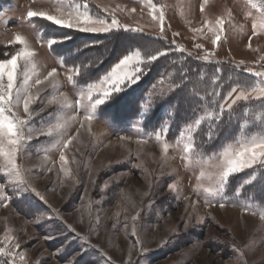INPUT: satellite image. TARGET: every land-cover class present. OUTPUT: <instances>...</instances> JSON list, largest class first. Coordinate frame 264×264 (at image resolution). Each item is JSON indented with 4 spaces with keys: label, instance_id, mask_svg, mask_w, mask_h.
Segmentation results:
<instances>
[{
    "label": "rangeland",
    "instance_id": "374dc122",
    "mask_svg": "<svg viewBox=\"0 0 264 264\" xmlns=\"http://www.w3.org/2000/svg\"><path fill=\"white\" fill-rule=\"evenodd\" d=\"M69 2L87 3L93 17L98 15L109 23L114 15L122 27L112 33H82L59 28L40 17L30 22L29 10H50L55 0H0V58H10L20 47L11 43L19 34L29 41L30 50L35 53V72L40 79L53 68L57 70L59 84L55 89L47 81L33 87L38 98L31 107L39 109L44 104V110L31 117L33 128L73 115L81 119L84 106L90 103L89 85H98L124 55L138 50L128 49L126 39H122V46L113 49L102 71L84 82L81 72L71 71L76 67L65 66L42 42L48 37L38 28L40 22L77 35L120 32L133 34L139 40L157 39L175 47L177 53L235 69L236 83L253 86L264 80V76L254 74L264 72V30L260 28L264 23V0H207V3L204 0H64ZM161 11L165 16L163 33L158 19ZM218 19L225 21L223 32L216 26ZM124 25L139 31H124ZM60 33L61 44L71 39ZM217 34L221 39L213 43ZM205 52L212 54L211 60L202 59ZM18 64L23 66L22 61ZM203 74L199 79L201 85L205 81ZM159 75L152 76L147 88L151 90L157 80L156 90L167 95L174 87L173 72L164 79ZM138 83L100 106L96 112L98 119L91 121L90 126L85 123L80 128L75 121L70 122L64 139L73 136L76 139L63 150L68 160L64 170L59 160L60 149L53 146L54 137L33 136L17 152V166L27 170L26 179L45 197L46 203L30 189L13 194L7 171L0 170L4 195L11 198L10 202L0 201V264H72L74 259L76 264H236L240 253L234 244L240 246L247 264H264V221L259 218L264 211V167L254 165L253 169H245L230 178L235 191L229 193L226 187L224 197L235 200L236 206L220 208L204 204L209 196L204 189L214 186L224 148L229 144L238 146L239 141L253 136L264 137V105L253 98L237 101L231 109H226L224 114L231 111L227 129L231 130V139L219 141L209 152L207 146L199 143V137L205 126L216 120L219 98L209 95L212 89L206 92L207 97L202 92H198V97L201 100L206 97L217 108L205 107L175 129L169 109L161 108L158 113L161 119L154 118L155 123L144 128L143 117L151 114L144 109L139 118L134 117L143 88L130 93ZM224 86L223 91L216 89L221 95L229 90ZM60 93L67 98V104H63ZM97 94L92 92L93 96ZM52 95L57 96V101L48 104L45 98ZM19 114L24 116L22 108ZM196 120H200L199 125L195 124ZM189 134L193 137V149L186 153ZM121 135L126 139L120 140ZM140 138L148 143L138 144ZM162 143L169 146L167 154L161 151ZM5 166V159L0 157V169ZM250 173L256 177L254 181ZM245 178L249 182L242 184ZM172 184L175 190L170 189ZM4 203L9 206L4 207ZM245 205L256 214L246 212ZM46 236L52 238L45 239ZM16 243L19 249L13 248ZM6 248H13L20 256L13 260L4 255L2 250Z\"/></svg>",
    "mask_w": 264,
    "mask_h": 264
},
{
    "label": "snow or ice",
    "instance_id": "6c2138e0",
    "mask_svg": "<svg viewBox=\"0 0 264 264\" xmlns=\"http://www.w3.org/2000/svg\"><path fill=\"white\" fill-rule=\"evenodd\" d=\"M207 3V0H204ZM203 4L201 5V11H203ZM134 12L135 9H132ZM264 12V10H262ZM27 17L31 22L32 18L40 17L45 21L51 22L52 25H56L59 28L71 29L74 31L82 33H112L113 30H120L122 27L116 17L113 15L111 22L109 23L105 18L100 16H95L90 14L89 6L87 3L73 4L71 2L64 3V0H55V3L51 5L50 10H29L27 12ZM156 19V17H153ZM160 30L161 33L164 31V13L161 11L159 15ZM225 21L223 19H218L216 21V26L220 32H223ZM260 28L264 30V23L260 24ZM124 31H139L136 28H129L127 25L123 26ZM212 31V29H209ZM256 34V26H253V35ZM70 38V37H66ZM221 39L220 35L217 34L215 41L216 43ZM251 39V38H249ZM43 43H46L51 50L54 45L62 43L63 40L48 38ZM11 43L19 45L20 47L11 54L10 58L4 59L0 58V157H3L6 161L5 169L8 173V181L10 186L13 188V194L18 190L19 192H26L29 189L35 193L41 201L46 203L45 197L34 187L31 186L30 181L26 179L27 170L17 166L16 164V154L22 151L25 145L32 140L33 136H47L54 137L56 139V144L54 147L60 149L59 160L61 162V169L64 170V165L68 163L65 157L64 151L68 148L69 144L72 143L75 136L64 139L66 132L68 130L71 121H75L79 124L80 128L85 127V123L90 126L91 121L98 119L96 116L97 110L100 106L106 104L110 99H112L116 94L125 91L127 87H131L132 84L138 83L143 75H146L149 70H151V65L153 62L158 61L161 57H167L169 49L158 50L155 54L146 53L141 54L139 50L132 52L130 54L124 55L118 63L103 77L98 85H89L88 100L89 105L84 106L83 115L81 119H78L75 115L68 117L66 119H57L54 123L49 122L47 125H42L39 128H33L30 124L31 117L36 115L38 111L44 110V104L42 102L39 109H33L31 106L36 103L38 98V92L36 95L33 94V87L36 85L47 83L55 89L59 81L56 79L57 70L53 68L47 73L44 79H40L39 75L35 72L36 64L34 61L35 53L30 50L29 41L21 36L16 35L15 39ZM249 46H251L249 44ZM84 47H88L85 45ZM9 53H5L8 56ZM212 54L205 52L202 59L211 60ZM18 61L23 62L21 67ZM77 74L80 73L79 68L71 69ZM216 72L219 73L220 69L217 68ZM251 74V70H249ZM255 76L262 77L264 72H255ZM32 76H36L33 80ZM20 78L19 84L17 83V78ZM71 80L72 77H69ZM187 79L182 77L180 83H175L173 86L175 88H180L183 81ZM214 90L209 93L213 98L218 97L216 100L218 105V111L216 114L215 125L209 124L208 130L206 132L207 140L206 143H210L215 140L222 130L223 124L227 123L224 120V113L226 109H231L232 105L237 101H250L253 98L260 101L264 105V80H261L260 84L249 86L244 83H237L235 86L231 87L225 95L216 90L220 87L216 84V78L213 80ZM103 85H108L104 87ZM97 91V95L93 96L92 92ZM63 97V104H67V98L64 97L63 93H60ZM48 104H52L57 101V96L52 95L51 98H45ZM141 105V109H142ZM23 109L24 116L21 117L20 109ZM229 120L231 119V111L228 113ZM196 125L200 124V120L195 121ZM189 133L192 132L193 127L189 126ZM90 131V127H89ZM79 132V129H77ZM120 140H125L126 137L121 135L118 137ZM188 143L185 146V152H191L193 149L191 134L187 137ZM138 144H146L148 141L144 138L137 140ZM161 151L165 154L169 152V146L167 143H162ZM222 157L221 163L217 166L218 171L214 178V186L207 187L204 189L205 192L209 194L205 197L204 204L206 207H211L218 205L220 208L231 204L236 206L235 200H229L224 197L225 188L229 186L230 178L233 174H238L245 169H253L254 165H260L264 167V137L257 138L253 136L251 139L241 140L238 142V146L229 144L224 148L223 152L220 153ZM51 171V169H48ZM65 175L67 172L65 170ZM204 173H201L203 176ZM251 176V173L249 174ZM254 181L255 176H251ZM248 179L245 178L241 183H248ZM170 189L175 190V184L169 186ZM219 197V199H216ZM9 200L10 197H5L4 195V184L0 183V201ZM4 207H8V203L3 204ZM246 212H252L253 215L256 213L249 205L244 206ZM260 220L264 221V211L260 213ZM39 219V217H37ZM136 219V216L132 218ZM201 222V219L197 218V223ZM71 227V226H69ZM185 227H188L186 224ZM74 231V229H72ZM79 235V234H77ZM132 235H136L135 228H133ZM52 237L46 236L45 239H51ZM9 239L6 237V240ZM137 243L139 241L137 240ZM19 243L13 245V248L19 249ZM234 249L240 254L236 257V264H247L246 260L243 259V252L240 250L239 245H233ZM13 248L3 249V253L6 256H11L13 260L20 253L13 250ZM21 259L23 257L21 256ZM7 264V262H6ZM72 264H76L75 259Z\"/></svg>",
    "mask_w": 264,
    "mask_h": 264
},
{
    "label": "trees",
    "instance_id": "16d2710c",
    "mask_svg": "<svg viewBox=\"0 0 264 264\" xmlns=\"http://www.w3.org/2000/svg\"><path fill=\"white\" fill-rule=\"evenodd\" d=\"M38 28L43 30L44 37L46 38L59 39L61 35L60 32L65 33L67 37L71 38L63 44L58 43L57 45H54L50 52L53 56L61 58L65 66L81 69L80 78L81 81L84 82L88 81V79L102 71L105 64L110 61L113 49L115 50L118 45L121 47V41L122 39L124 40V38L128 43L126 46L128 49L129 47H132V49L141 50L143 54H155V52L158 50L169 49L170 51L168 56L161 57L158 61L153 62L151 65V70H149L146 75H143V77L139 80V83L132 88V91H130V93L139 92V90L143 88V91L139 93L141 98H138L139 103L137 104V109L134 114L136 116L134 117L136 119L139 118L144 112V109L147 110L149 114H151L150 116L144 115V128L145 126L146 128H150L155 123L154 118H157V121L161 119L160 115L158 114L161 108L169 109L172 116L170 117V120L172 122L173 129L177 128L179 124H185L190 121L193 114L200 112V110H203L205 107H211L213 109L217 108L216 105L210 104L208 99H206V92L210 91L211 89L214 90L215 87L210 82L212 81L211 77L218 80L217 83L220 85L218 89L222 91L223 88H225L224 84H226L230 90L231 87L238 83H236L238 76L235 69L219 63L206 64L205 62H202L198 59H193L182 53H177L175 51V47L172 48L170 44L157 39L144 38V40H139L133 34L120 32L100 36L77 35V33L75 34L65 30L60 31V29L42 24L41 22L38 24ZM97 43L98 45H94ZM85 45H88V47H84ZM96 65L98 66L95 67ZM92 67L95 68L93 69ZM217 68L220 69L219 73L216 72ZM169 72H173V77L171 78V80H173L172 84L170 82L172 86L175 83H180L182 77H186L187 79L183 81L180 88L173 87L171 91L167 93V95L163 93L164 91L160 92L159 89L156 90V88L159 87L156 83L157 80H155L151 90H148L147 87L149 81L153 78L152 76H154V74H161V76H159L161 79H164L165 75ZM202 74L204 76L203 78H205V81L202 82L203 84L201 85L199 79ZM226 74L227 77H224L223 75ZM196 88L201 90L198 89L197 91ZM149 91L153 94L150 95L151 97L149 96ZM198 92H202L206 96L205 99L201 100L200 96L198 97ZM130 93L127 94V97ZM141 105H143L142 109ZM155 115L157 117H155ZM224 120H227V123L223 124L222 130L218 134L217 138L210 143L205 142L207 140L206 132L208 130V126L210 123H212L214 126L218 121L211 120L207 126H205V129L203 128L204 131H201L199 143L203 146H207L205 147L206 151L212 152V147H216V145L219 144V141L225 142L231 139V130H227L230 121L228 114H224ZM229 184L230 185L227 187L229 193H233L235 191L233 184L232 182H229Z\"/></svg>",
    "mask_w": 264,
    "mask_h": 264
}]
</instances>
